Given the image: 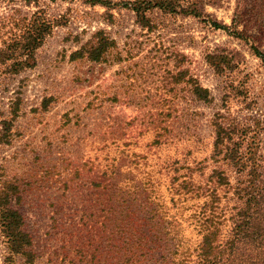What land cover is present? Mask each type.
Listing matches in <instances>:
<instances>
[{
    "label": "rangeland",
    "instance_id": "374dc122",
    "mask_svg": "<svg viewBox=\"0 0 264 264\" xmlns=\"http://www.w3.org/2000/svg\"><path fill=\"white\" fill-rule=\"evenodd\" d=\"M39 1L48 15L61 18L35 49L31 68L10 74L8 63L0 64V121L10 119L0 167L19 185L17 208L34 264H82L91 249L86 230L104 221L97 216L103 186L94 183L132 185L144 172L155 173L166 206L167 180L159 165L187 150L190 159L207 156L209 121L216 113L225 121L251 123L264 138V62L222 30L191 18L167 17L146 31L123 8L105 10L85 0ZM36 9L21 0H0L1 50L22 37ZM232 9L233 0L204 5L225 24ZM97 30L114 42L105 58L73 59ZM259 47L264 50V40ZM215 48L237 51L238 67L215 74L203 59ZM183 69L208 90L209 102L191 96L178 76ZM155 135L168 136L175 147H151ZM108 196L112 202L114 195ZM182 217L179 233L193 244L199 235ZM4 256L0 236V264Z\"/></svg>",
    "mask_w": 264,
    "mask_h": 264
},
{
    "label": "trees",
    "instance_id": "16d2710c",
    "mask_svg": "<svg viewBox=\"0 0 264 264\" xmlns=\"http://www.w3.org/2000/svg\"><path fill=\"white\" fill-rule=\"evenodd\" d=\"M21 1L37 9L25 22L22 37L8 49H0V64L8 63L6 70L10 74L34 65L35 49L61 18L48 15L40 8L39 0ZM85 2L105 10L123 8L146 31H153L167 17L194 19L204 27L222 30L264 62V50L259 47L264 40V0H233L229 24L216 21L204 11L205 4L217 5L220 0ZM106 14L112 16L109 12ZM113 44L103 31L97 30L72 53V58L100 62ZM238 55L234 50L215 48L204 52L203 59L215 74L223 75L238 67ZM178 76L192 97L201 102L210 101L208 90L186 69L179 71ZM9 113L14 117L16 106ZM209 126L212 140L207 156L190 159L191 152L187 150L159 165L167 180L166 206L158 193L155 173L144 172L137 183L130 182L132 185L122 182L116 186L110 181L94 183V186H103L104 199L97 216L104 221L86 230L84 237L91 249L82 264H264V138L251 123L225 121L221 113L213 116ZM9 130L10 119H2L0 144L9 141ZM170 145L176 144L165 135H155L150 142L155 149ZM3 174L0 167L3 264H34L31 238L23 228V218L17 208L21 199L19 185ZM109 194L114 195L112 202ZM183 213L199 235L193 244L179 233ZM107 226L112 233L108 234ZM83 253L86 251L82 250Z\"/></svg>",
    "mask_w": 264,
    "mask_h": 264
}]
</instances>
